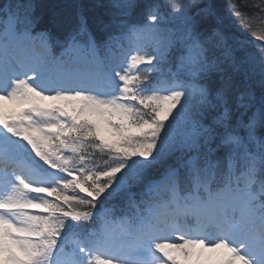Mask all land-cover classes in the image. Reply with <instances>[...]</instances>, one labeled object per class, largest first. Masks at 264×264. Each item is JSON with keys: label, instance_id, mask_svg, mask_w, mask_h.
I'll use <instances>...</instances> for the list:
<instances>
[{"label": "snow or ice", "instance_id": "6c2138e0", "mask_svg": "<svg viewBox=\"0 0 264 264\" xmlns=\"http://www.w3.org/2000/svg\"><path fill=\"white\" fill-rule=\"evenodd\" d=\"M228 14L0 0V264H264V0Z\"/></svg>", "mask_w": 264, "mask_h": 264}, {"label": "trees", "instance_id": "16d2710c", "mask_svg": "<svg viewBox=\"0 0 264 264\" xmlns=\"http://www.w3.org/2000/svg\"><path fill=\"white\" fill-rule=\"evenodd\" d=\"M41 0L40 5L43 4V10L46 12L47 21L51 20V17L56 18V22L61 28L66 27L71 20L76 19L77 13L75 12L76 7L73 4L81 3L84 5V11L87 14L95 17L98 13L92 7L90 0ZM223 5L230 4L233 0H219ZM91 8V9H90ZM107 10V9H106ZM108 12V11H107ZM50 17V18H49Z\"/></svg>", "mask_w": 264, "mask_h": 264}]
</instances>
